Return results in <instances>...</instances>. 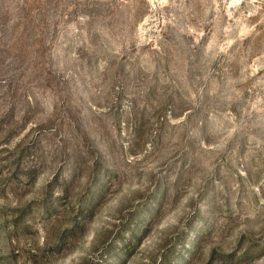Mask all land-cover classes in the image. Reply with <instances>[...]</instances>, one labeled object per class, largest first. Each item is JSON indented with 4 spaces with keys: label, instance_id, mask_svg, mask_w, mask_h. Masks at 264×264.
<instances>
[{
    "label": "rangeland",
    "instance_id": "1",
    "mask_svg": "<svg viewBox=\"0 0 264 264\" xmlns=\"http://www.w3.org/2000/svg\"><path fill=\"white\" fill-rule=\"evenodd\" d=\"M0 264H264V0H0Z\"/></svg>",
    "mask_w": 264,
    "mask_h": 264
}]
</instances>
